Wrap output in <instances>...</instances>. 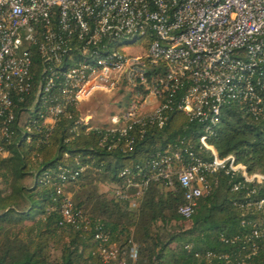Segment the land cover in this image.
I'll list each match as a JSON object with an SVG mask.
<instances>
[{
	"label": "trees",
	"instance_id": "1",
	"mask_svg": "<svg viewBox=\"0 0 264 264\" xmlns=\"http://www.w3.org/2000/svg\"><path fill=\"white\" fill-rule=\"evenodd\" d=\"M76 60L66 58L46 90L44 60L34 56L33 91L18 102L5 143L10 154L0 156V264H264V232L254 234L264 230V181L248 182L228 168L208 173L210 189L185 219L178 213L185 202L178 176L155 179L152 167L167 158L174 171L193 158L210 162L201 143L210 131L207 143L221 159L233 156L249 174L264 176V107L257 116L250 103L232 100L210 125L180 108L182 90L162 126L146 120L123 135L111 121L85 122L79 104L67 102L65 72ZM258 80L264 99V71ZM120 92L131 99L130 91ZM54 99L64 110L50 126L44 120ZM68 197L75 224L63 215ZM111 246L118 258L107 263L102 248Z\"/></svg>",
	"mask_w": 264,
	"mask_h": 264
},
{
	"label": "built area",
	"instance_id": "2",
	"mask_svg": "<svg viewBox=\"0 0 264 264\" xmlns=\"http://www.w3.org/2000/svg\"><path fill=\"white\" fill-rule=\"evenodd\" d=\"M35 55L44 60L46 90L56 68L66 58H77L65 72L67 102L80 105L97 92L130 91L129 106L110 119L112 130L123 135L146 120L162 126L164 112L182 90L179 106L192 119L216 125L222 106L232 100L250 103L259 116L264 107L258 92L262 89L258 74L264 71V0H0V156L4 158L10 154L5 143L17 104L34 88ZM53 101L44 120L50 126L64 110L62 103ZM209 135L210 131L201 143L212 154L210 162L193 158L178 171L171 158L152 163L158 172L155 179L178 176L185 192L178 213L185 219L195 214L199 200L208 193V173L228 168L241 171L248 182L264 181L263 175L249 174L244 165L235 164L233 156L221 159L207 143ZM63 215L68 223H76L69 197ZM97 239L107 242L109 237L99 234ZM118 253L116 246L102 248L107 263L116 261ZM136 257L133 248L131 258Z\"/></svg>",
	"mask_w": 264,
	"mask_h": 264
},
{
	"label": "rangeland",
	"instance_id": "3",
	"mask_svg": "<svg viewBox=\"0 0 264 264\" xmlns=\"http://www.w3.org/2000/svg\"><path fill=\"white\" fill-rule=\"evenodd\" d=\"M129 104L130 100L127 99L120 90H115L110 93L97 92L89 100L81 103L79 109L86 122L95 121L98 123H109L113 115L122 112ZM150 108L151 107L148 106L145 110H149ZM109 189V186L101 187L103 192H107ZM125 259L124 257V260Z\"/></svg>",
	"mask_w": 264,
	"mask_h": 264
}]
</instances>
